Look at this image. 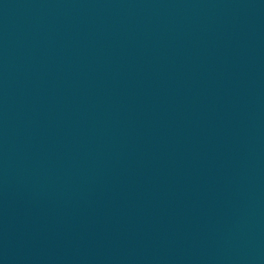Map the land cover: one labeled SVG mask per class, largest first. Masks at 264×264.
<instances>
[{
    "label": "water",
    "instance_id": "1",
    "mask_svg": "<svg viewBox=\"0 0 264 264\" xmlns=\"http://www.w3.org/2000/svg\"><path fill=\"white\" fill-rule=\"evenodd\" d=\"M0 264H264V0H0Z\"/></svg>",
    "mask_w": 264,
    "mask_h": 264
}]
</instances>
